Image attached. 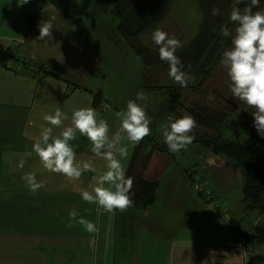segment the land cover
Instances as JSON below:
<instances>
[{
  "label": "crops",
  "instance_id": "1",
  "mask_svg": "<svg viewBox=\"0 0 264 264\" xmlns=\"http://www.w3.org/2000/svg\"><path fill=\"white\" fill-rule=\"evenodd\" d=\"M88 5L83 0H29L18 6L17 0H0V264H246L245 247L228 221L244 233L259 221L248 216L235 195L242 172L228 157L197 144L189 159L187 150L171 159L156 148L164 139L130 147L129 157L122 160L126 176L133 178L129 195L143 177L157 182L154 201L141 210H100L92 220L98 233L79 229L77 223L67 228L68 217L47 210L52 192L62 202L59 186L69 182L89 188L96 173L70 181L46 171L35 153L27 155L31 137L50 126L43 114L60 108L69 116L67 125L74 107L91 106L112 132L119 126L105 85L120 82L123 69L103 64L107 54L102 35L113 37L109 30L99 34L98 15L83 13L90 10ZM46 20L53 25L51 37L37 40L38 24ZM38 66L63 73L43 76ZM59 131L54 128V133ZM70 143L77 161L91 160L104 169L106 162L91 152L86 137L78 134ZM21 159L23 168L18 167ZM27 172H34L45 187L30 192L22 179ZM201 191L209 198H202ZM75 193L80 198L78 189ZM144 233L156 243H139ZM128 235L132 240L136 235L137 241L128 246L114 242ZM61 251H68L70 258L55 257Z\"/></svg>",
  "mask_w": 264,
  "mask_h": 264
},
{
  "label": "clouds",
  "instance_id": "2",
  "mask_svg": "<svg viewBox=\"0 0 264 264\" xmlns=\"http://www.w3.org/2000/svg\"><path fill=\"white\" fill-rule=\"evenodd\" d=\"M29 0H17L18 6L27 4ZM245 0H234L229 19L235 24L234 30L226 25L221 26L222 37H231V46L223 50L220 63L226 69L229 78V89L232 97L255 109L252 112L253 125L259 135L264 136V10L259 9L260 0H250L241 10L238 6ZM212 15H219V9H212ZM37 40L51 37L53 25L46 20L38 24ZM157 46L161 61L169 65L168 75L176 84L187 87L188 83H196L194 76L184 71L183 61L176 55L184 45L175 35L157 27L151 35ZM210 98H214L210 94ZM149 97L143 91L136 93L135 99L126 102V108L115 112L119 126L112 132L109 123L100 118L95 108L74 107L69 116L56 108L53 114L44 113L42 119L50 126H44L39 134L32 136V150L27 153L38 156L43 168L63 175L70 181H78L85 172L96 173L89 188H79L81 198L95 204L105 212H124L133 206L129 195L133 186V178L126 176L122 160L129 157L130 147L138 145L145 137L152 134L150 124L152 117L145 106L137 101L147 102ZM196 119L188 113L177 117L170 113L166 121L160 125V132L169 152L176 154L185 150L195 140L193 134ZM54 128L60 129L54 133ZM86 137L91 143V152L105 161L103 170H98L91 160L77 161L76 151L71 141L77 135ZM25 161L21 159L18 167L23 168ZM28 190L32 193L45 187L38 181L34 172L22 176ZM77 223L89 232L98 233L99 229L92 221L80 216L75 209L68 213L67 228Z\"/></svg>",
  "mask_w": 264,
  "mask_h": 264
},
{
  "label": "trees",
  "instance_id": "3",
  "mask_svg": "<svg viewBox=\"0 0 264 264\" xmlns=\"http://www.w3.org/2000/svg\"><path fill=\"white\" fill-rule=\"evenodd\" d=\"M178 1L180 0H113L112 13L119 19L117 25L119 36L143 63L144 70L140 77V88L145 93L150 91L149 85L146 84L145 73H149L151 80V78L154 79L153 70L159 68L160 71L162 69L168 71L169 65L160 60L158 51L149 47L150 42L144 43L139 36L143 28H152L162 21L167 15V9ZM191 1L196 3L199 11L197 33L189 46L176 55L183 61L184 71L194 76L196 83L189 82L187 87L178 85L168 89L165 117L167 118L170 113H175L177 117L184 113L194 116L196 125L206 131L195 128L193 143L209 152L228 157L239 167L242 172V208L246 212L257 211L263 218L257 220L249 233L241 232L236 223H233L232 220L228 221L234 235L240 241L247 239L257 247L264 243V136L259 135L253 125L252 112L255 109L237 99L239 106L237 115L240 117L241 127L231 137H224L222 130L230 121L232 113L210 106L199 99L186 104L184 97L186 92L192 94L201 92L205 81L210 79V76L220 65L223 50L231 46V37H222L220 28L226 25L229 29L234 30L235 24L229 19L234 0ZM245 3H250V0H245ZM245 3L238 5L241 10L245 7ZM214 8L219 9V15H212ZM255 10H264V0H260L259 9ZM38 67L43 76L60 77L63 73L59 68ZM229 83V81H225L224 93L231 94ZM202 97L204 100L207 98L206 95H202ZM97 100L98 98H94V104ZM223 100L224 96L220 97V101L223 102ZM156 148L166 153L171 159L184 151L181 150L179 153L173 154L168 151L164 141ZM156 187V181L140 178L131 194L133 206L129 208L141 210L149 206L154 201ZM205 193L208 197L204 196L203 192H200L199 195L208 199L209 193ZM247 264H264V256L260 253H252L249 255Z\"/></svg>",
  "mask_w": 264,
  "mask_h": 264
},
{
  "label": "rangeland",
  "instance_id": "4",
  "mask_svg": "<svg viewBox=\"0 0 264 264\" xmlns=\"http://www.w3.org/2000/svg\"><path fill=\"white\" fill-rule=\"evenodd\" d=\"M83 2L89 4L88 6H90V10L84 11L83 13L98 15V20L100 21L99 25L102 28V32L99 34H103L105 31L109 30L110 36L113 37L112 40V38L108 36L104 37V35H102L104 52L107 54L103 64L107 62L108 66L112 65L113 68L123 69L122 80L120 82L105 85V91L110 95V99L114 104V108L112 110L114 113L126 108V102L129 99H135L136 93L141 91L139 85L144 66L138 57L133 53V51L129 49L123 38L119 36L117 31L119 19L112 13L113 0H83ZM197 8L198 7L196 3L191 0H180L174 3L173 6L167 9L166 20V17H164L163 20L157 23L154 27L143 28L142 33L139 36L140 40L146 44H148L147 42H150L148 44L149 47L157 51V46L152 42L151 35L154 29L159 27L166 31L169 35H175L182 41L184 46L178 50L177 53L182 52L189 46L196 36L199 20V11ZM84 17L89 18L88 15H84ZM152 72H154V79L151 78V80L149 73H145V78H147L146 84L149 85L150 89V91L145 95L149 97V100L146 103L137 101V103L145 106L148 115L152 117V123L150 124L152 134L142 140L143 148L145 146H149L152 141L158 142L163 139L160 132V125L166 121L165 110H163V106L167 98L168 89L172 86H178V84H176L174 80L169 77L167 70L162 69L160 71L159 68H156ZM226 80L229 81L226 69L220 63L216 71H214V73L210 76V79L205 81L199 94L186 92L184 97L186 104L192 102L193 100L199 99L205 101L210 106H215L232 113L230 115V121L223 127L222 130L224 137H231L236 130L240 129L241 120L239 115H237V110H239V106L237 105L238 100L232 97L231 94L224 93L223 91V86ZM210 94L214 98H210ZM202 95L207 96L206 100H204ZM222 96H224L223 102L220 101V97ZM196 129L206 131L205 129L199 128L197 125ZM115 130L116 128L114 127L113 131ZM195 148V143L187 146L185 149L187 150L185 157L186 159H189L192 156ZM77 189H79V187L75 188L69 182H66L64 186H59L57 191H59L58 194L62 198V202H57L58 200L53 198L57 192H52L50 198H48L46 201L47 210L50 212H59L61 214L59 216L68 217V213L75 209L79 212L80 216L90 221L94 220L95 217L99 215L100 210L102 211V208H99L95 204H89L85 202L81 196L79 198L78 194L75 193ZM236 194L241 200V189H239V191L238 189L235 190V195ZM247 212L248 216H252L253 218H258L259 220L263 218V216L259 215L257 211ZM81 228L82 226L80 225L79 229ZM102 228H104V225H102ZM129 237L130 235H128L127 239L124 238L123 240H120L117 236L114 242H118V244L119 242H122L125 246H128L129 243H135L137 241L136 235L134 240ZM110 241L112 242L111 234ZM140 242L156 243L155 240L146 233H144L143 238L139 240V243ZM248 243L250 244L251 250L246 249ZM242 246H244L246 250V261L248 260L249 255L252 253H260L264 256V243L256 247L249 240L244 239L242 240ZM50 252L52 255H55L56 251L53 250ZM67 252L68 251L57 252L55 257H58L59 259H69L70 257L66 256Z\"/></svg>",
  "mask_w": 264,
  "mask_h": 264
},
{
  "label": "built area",
  "instance_id": "5",
  "mask_svg": "<svg viewBox=\"0 0 264 264\" xmlns=\"http://www.w3.org/2000/svg\"><path fill=\"white\" fill-rule=\"evenodd\" d=\"M196 187H197L198 189H201V184L199 183L198 180H196ZM201 192H203V193H204L203 195L206 196L205 191H201ZM206 197H208V196H206ZM246 249L251 250V247H250V244H249V243L247 244Z\"/></svg>",
  "mask_w": 264,
  "mask_h": 264
}]
</instances>
